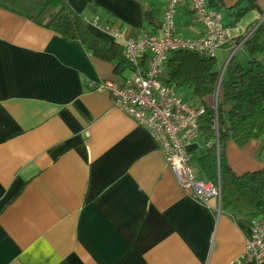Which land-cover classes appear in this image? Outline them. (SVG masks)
I'll return each mask as SVG.
<instances>
[{
  "label": "crops",
  "instance_id": "obj_1",
  "mask_svg": "<svg viewBox=\"0 0 264 264\" xmlns=\"http://www.w3.org/2000/svg\"><path fill=\"white\" fill-rule=\"evenodd\" d=\"M66 1L109 43V57L0 4V264H238L256 212L240 199L203 205L185 194L154 138L97 89L130 75L102 27L159 36L165 0ZM218 2L208 9L229 42L264 25V0ZM173 19L178 37L203 34L188 4ZM258 147L228 143L231 171L264 168ZM200 149L195 140L186 150L193 159Z\"/></svg>",
  "mask_w": 264,
  "mask_h": 264
},
{
  "label": "trees",
  "instance_id": "obj_2",
  "mask_svg": "<svg viewBox=\"0 0 264 264\" xmlns=\"http://www.w3.org/2000/svg\"><path fill=\"white\" fill-rule=\"evenodd\" d=\"M0 4L15 8L45 30L80 43L99 58L109 57V43L95 34L66 0H0ZM218 6V0L207 1V8ZM240 12L231 16L235 24ZM237 45L248 56L246 68L233 54ZM228 46V54L220 62L219 51L213 58L170 53L160 80L175 91L188 87L194 104H187L202 108L197 138L201 149L192 159L195 171L203 173L212 185L219 183L221 206L240 199L259 214L264 210V168L236 175L225 161V150L228 143L242 148L252 141L259 144L257 153L264 151V59L257 58L264 55V25L251 28L236 41L230 40ZM117 68L120 72L130 69L123 56Z\"/></svg>",
  "mask_w": 264,
  "mask_h": 264
},
{
  "label": "built area",
  "instance_id": "obj_3",
  "mask_svg": "<svg viewBox=\"0 0 264 264\" xmlns=\"http://www.w3.org/2000/svg\"><path fill=\"white\" fill-rule=\"evenodd\" d=\"M207 1L165 0L162 33L159 36L144 33L137 38H128L111 27H102L110 40L121 44L130 75L120 84L106 81L97 89L107 91L113 106L154 138L164 155L166 166L185 194L203 205L211 199L217 200L220 205L219 183L212 185L203 173H197L186 150L198 138V119L202 108L188 105L173 86H166L160 80L170 53L181 51L213 58L227 47L229 39L221 14L209 10ZM184 3L190 6L196 23L203 27V34L197 39H182L175 34L173 18L178 6ZM89 24L98 25L96 22ZM238 49L240 45L235 46L234 52ZM262 261L264 210L251 219L249 235L237 263Z\"/></svg>",
  "mask_w": 264,
  "mask_h": 264
},
{
  "label": "rangeland",
  "instance_id": "obj_4",
  "mask_svg": "<svg viewBox=\"0 0 264 264\" xmlns=\"http://www.w3.org/2000/svg\"><path fill=\"white\" fill-rule=\"evenodd\" d=\"M223 20H225V18H223ZM233 54L235 56V59L241 64V66H243L244 68H246L247 67V64H248V56H247V54L244 51H241V50H238V51L234 52ZM257 58L258 59H262V57H260V56H257ZM217 60H218V62H220L221 61V58L219 56H217ZM176 91L180 95V97L182 98V100L184 102H186L188 104H191V105L194 104V101L192 100V97H191V94H190V89L188 87L185 86V87H182V88L177 89ZM260 159L261 160H264V151L262 152V154L260 156Z\"/></svg>",
  "mask_w": 264,
  "mask_h": 264
},
{
  "label": "water",
  "instance_id": "obj_5",
  "mask_svg": "<svg viewBox=\"0 0 264 264\" xmlns=\"http://www.w3.org/2000/svg\"><path fill=\"white\" fill-rule=\"evenodd\" d=\"M259 26V25H258Z\"/></svg>",
  "mask_w": 264,
  "mask_h": 264
}]
</instances>
